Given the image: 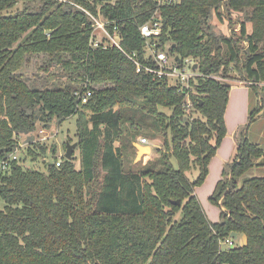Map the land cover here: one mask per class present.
Instances as JSON below:
<instances>
[{
	"label": "trees",
	"instance_id": "obj_1",
	"mask_svg": "<svg viewBox=\"0 0 264 264\" xmlns=\"http://www.w3.org/2000/svg\"><path fill=\"white\" fill-rule=\"evenodd\" d=\"M223 1L23 0L18 8L19 0H0V167L38 123L47 128L76 116L80 142V169L75 156L59 167L55 160L46 172L19 161L5 173L0 168V264H264V176L245 177L264 168V149L238 141L231 169L211 195L223 209L220 222L209 221L195 192L228 133L231 86L211 76H228L235 65L254 85L264 83V0L225 3L229 16L244 15L239 39H219L207 27L223 21ZM157 10V47L169 44L171 56L194 59L202 74L192 82L190 114L187 96L166 79L138 73L117 47L90 44L94 21L87 12L112 32L116 24L121 47L145 63L140 28ZM39 55L48 56L45 71L60 66L70 83H30L22 70ZM85 85L94 94L81 105L76 92ZM261 112L252 109L250 123ZM142 136H162L164 148L133 168L130 154L136 157ZM232 233L246 244L221 251Z\"/></svg>",
	"mask_w": 264,
	"mask_h": 264
},
{
	"label": "rangeland",
	"instance_id": "obj_2",
	"mask_svg": "<svg viewBox=\"0 0 264 264\" xmlns=\"http://www.w3.org/2000/svg\"><path fill=\"white\" fill-rule=\"evenodd\" d=\"M23 0H19L18 8L22 7ZM227 0H224L221 5V10L224 12L225 16L223 21L217 18H214L208 24V28H211L210 33H214L219 39L223 36L232 37L239 39L240 32V22L244 19L242 14H232L229 16L225 8V3ZM250 30L252 26L248 25ZM100 38V37H99ZM245 45V44H244ZM248 45V44H246ZM170 45L167 44L165 52L170 58H173L169 53ZM48 56L39 55L38 57H32L28 60L25 68L22 70L25 78L33 84V82L40 84L41 82L49 84L50 87L53 86H66L70 82L69 77H64L59 75L61 71L60 66H53L49 68V71H45L46 62ZM235 65L231 66L229 73L217 75L223 82L230 83V100L227 106L226 113V128H228V133L226 138L221 143L226 149V146L229 147V144L232 147V151L235 145V141H239L243 138H247L249 142L260 145L264 149V83L258 85L249 84L247 77L244 73L237 68H234ZM198 72V70H196ZM57 74L54 78H50L49 81L47 78L49 75ZM241 83V84H240ZM254 90V91H252ZM262 108V112L257 116L254 122L250 123V113L254 108ZM171 114V111H167ZM198 115V114H196ZM77 129V117L68 119L62 123L58 119H53L49 122L48 127L45 128L43 124L38 123L37 128L32 133H23L20 135L19 140V153L18 160L22 168L27 170H37L46 172L48 166L53 164L55 160L63 159L66 155L67 142L70 141L71 144L77 141L76 136ZM44 130V134H41L40 131ZM233 134V137H230V134ZM143 138V136H142ZM139 143V140H138ZM153 147V156L157 155V150L163 149V137L158 136L156 140H151L148 138V144ZM45 146L48 152L46 154H41V147ZM54 149V150H53ZM28 150H34L36 153L40 154L38 159H34L33 156L29 153ZM148 156L147 160H143L142 163L134 165L136 157L131 156L132 167L137 168L142 164H146L153 156ZM74 156L77 157L75 161V166L77 169H80L79 163V150L76 148ZM231 164L227 168V171H230ZM225 171V170H224ZM224 171L221 173L209 174L206 182L197 187L195 192L196 196L199 198L202 209L206 213L208 219L212 223H217L221 221V212L222 208L220 205L215 204L211 201V195L214 193L215 188L219 180L224 179ZM226 171V172H227ZM198 175V171L193 169L191 172L187 173V176L190 180H194ZM210 176V177H209ZM264 176V168L254 167L250 170L245 177H261ZM243 236L241 235L238 240L235 242V246H242ZM224 251H229V247L222 246Z\"/></svg>",
	"mask_w": 264,
	"mask_h": 264
},
{
	"label": "built area",
	"instance_id": "obj_3",
	"mask_svg": "<svg viewBox=\"0 0 264 264\" xmlns=\"http://www.w3.org/2000/svg\"><path fill=\"white\" fill-rule=\"evenodd\" d=\"M165 2L172 4L174 2H177V0H158L159 5H162ZM87 13L91 16L94 21V34L91 38L90 43L93 48H99L101 46H103L104 48H107L108 46L117 47L121 52L123 51L133 63H135L138 73L145 71L151 74L154 80L162 78L166 79L169 83V86H175L179 93L185 94V96H187L186 112L189 114L191 113L190 109L192 107V100L190 93L193 90L192 82L195 77L202 76V74L196 71L198 69L194 70V66L198 64L194 59H180V63L176 60L175 56H173V58H170L164 50L157 47V42L163 32V19L159 10L156 11L154 18L149 23L143 25L140 28L141 34L147 46L145 63L138 61V56L136 53L132 55L127 54L124 48L121 47L123 38L116 24H114L112 32L108 30V28L106 27V22H104L101 18H97L89 12ZM151 62H153L154 65L150 64ZM211 77L222 81L220 78L217 77V75ZM249 84L254 85V83L252 82H249ZM93 94L94 92L91 89L89 90L88 85H85L82 91L76 92V96L81 102V105H87L90 102V99ZM40 133L44 134V130H41ZM139 143L141 145H147L148 139L144 137L139 138ZM18 150L19 148L11 154L9 159L1 163V172L5 173L10 170L11 162L18 160ZM64 158L58 159V161H56L55 163V166H61L64 161ZM235 242L236 240L233 239L232 236L221 240V251H224L222 246L229 247V249L236 248L237 246H235Z\"/></svg>",
	"mask_w": 264,
	"mask_h": 264
},
{
	"label": "crops",
	"instance_id": "obj_4",
	"mask_svg": "<svg viewBox=\"0 0 264 264\" xmlns=\"http://www.w3.org/2000/svg\"><path fill=\"white\" fill-rule=\"evenodd\" d=\"M233 134L234 133L230 132V134H228V135H230V137H233ZM233 145H235L234 148H233V151H232V147H231L230 144H229V147L226 146V149H224L223 145L219 148L217 154L210 161L211 163H210V172H209V174L213 173V171L215 173H221L224 170L227 171V168L229 167V165L230 164L232 165V163L235 160L236 155H237V151H238V147H239L238 141H235L233 143ZM221 180H223V179H221ZM221 180H219V181H221ZM240 236L241 235H239V237ZM245 244H246V237L243 236L242 246L245 245Z\"/></svg>",
	"mask_w": 264,
	"mask_h": 264
},
{
	"label": "water",
	"instance_id": "obj_5",
	"mask_svg": "<svg viewBox=\"0 0 264 264\" xmlns=\"http://www.w3.org/2000/svg\"><path fill=\"white\" fill-rule=\"evenodd\" d=\"M176 60L178 62H180V57L176 56ZM181 63V62H180ZM198 69V64H196L194 66V70ZM79 140H77L76 142H74L73 144H71L70 141L67 142V152L65 155V158L68 161H73L74 160V153L76 151V148L79 147ZM135 148L137 149V154H136V158L134 161V165H138L139 163H142V161L145 159L146 156H150L153 154V147H151L150 145H141L140 143H135L134 144ZM174 205H180L181 202L177 201V202H173ZM232 238L235 240H238L239 238V234L238 233H232L231 234Z\"/></svg>",
	"mask_w": 264,
	"mask_h": 264
},
{
	"label": "bare ground",
	"instance_id": "obj_6",
	"mask_svg": "<svg viewBox=\"0 0 264 264\" xmlns=\"http://www.w3.org/2000/svg\"><path fill=\"white\" fill-rule=\"evenodd\" d=\"M152 156H153V155H152ZM153 157H154V156H153ZM147 159H148V156L145 157V160H147ZM145 160H144V161H145Z\"/></svg>",
	"mask_w": 264,
	"mask_h": 264
}]
</instances>
